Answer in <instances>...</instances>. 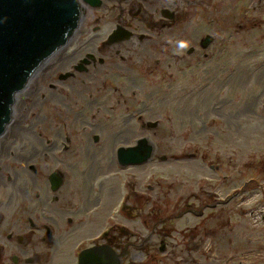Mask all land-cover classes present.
Segmentation results:
<instances>
[{
    "label": "rangeland",
    "instance_id": "obj_1",
    "mask_svg": "<svg viewBox=\"0 0 264 264\" xmlns=\"http://www.w3.org/2000/svg\"><path fill=\"white\" fill-rule=\"evenodd\" d=\"M162 1L166 0H155L151 7ZM177 1L184 10L175 26L161 31L137 26L146 37L138 44L126 43L127 62L117 67L106 64L85 79L91 82L90 91L102 88L94 102L81 96L79 106H74L75 101L67 100L72 96L69 90L58 99L77 111L92 106L100 109V118L111 116L96 128L107 143L95 154L94 149L83 153L82 163L112 170L114 204L127 180L129 190H139L150 200L145 228L139 221L130 225L149 232L154 219L171 218L167 224L172 235L165 241L172 245L163 253L156 246L145 264H264V0ZM86 14L88 26L75 33L65 54L79 40L101 39L109 30L101 21L92 31L93 14L90 10ZM158 17L153 13L154 19ZM206 34L213 40L202 48L199 42ZM181 41L188 44L186 49L178 48ZM190 46L195 51L189 56ZM156 60L161 61L158 66ZM51 66L30 80L28 90L19 96L17 113L23 102H29L23 99L33 88H39L37 98L48 93L56 71ZM63 83L81 88L73 78ZM34 109L33 114L38 107ZM138 114L145 122L159 124L142 130L135 120ZM139 135H150L157 145L153 159L118 169L107 154L108 141L132 142ZM163 155L166 159H160ZM186 203L202 209V214L187 212L180 217ZM150 209H155L152 215Z\"/></svg>",
    "mask_w": 264,
    "mask_h": 264
},
{
    "label": "flooded vegetation",
    "instance_id": "obj_2",
    "mask_svg": "<svg viewBox=\"0 0 264 264\" xmlns=\"http://www.w3.org/2000/svg\"><path fill=\"white\" fill-rule=\"evenodd\" d=\"M79 1L81 13L75 33L88 26L87 10L93 14L89 25L92 31L99 29L101 21L110 26L109 30L101 39L79 40L65 54L74 33L55 50L31 77L42 68L55 67L48 93L37 98L35 92L39 88H33L23 99L29 102H23L17 113L19 96L28 90L30 79L17 94L12 118L0 134V264H145L156 246L163 253L172 245L165 241V237L172 235L167 224L171 218L167 215L154 219L149 232H142L136 226L135 230L130 225L139 221L142 228L146 226L145 206L150 200H146L143 192L129 190L127 180L118 203L114 204L112 170L96 168L97 172L83 165V153L88 155L89 149H94L95 154L98 146L107 143L96 128L103 118L110 120L111 116L103 114L100 118V109L94 110L92 106L77 108L79 113L74 106H79L81 96L84 101L94 102L102 90L100 87L97 91L94 86L93 93L91 82L85 79L96 76L97 70L106 64L115 63L117 67L127 62L126 43L138 44L146 37L137 31V26H154L158 31L169 29L178 23L184 8L178 7L177 0L162 1L157 7H151L156 5L155 0ZM101 12L111 17L106 18ZM157 12L159 17L154 19L153 13ZM194 51V46L187 49L189 56ZM160 62L156 60L157 66ZM69 78L75 79L81 88L60 85ZM67 90L73 96L67 100L75 101L74 106L59 102L58 98ZM41 98L43 102L38 105L36 101ZM17 114L20 118H16ZM135 120L142 130L152 127L154 122L155 126L159 124L145 122L141 114ZM143 136L146 135L126 143L108 141L107 154L111 153L118 169L127 167L117 161L118 147L132 145ZM211 167L219 168V165ZM153 211L150 209L149 214ZM187 212L202 214L203 211L186 203L178 215ZM157 235L160 239L155 241L153 237Z\"/></svg>",
    "mask_w": 264,
    "mask_h": 264
},
{
    "label": "water",
    "instance_id": "obj_3",
    "mask_svg": "<svg viewBox=\"0 0 264 264\" xmlns=\"http://www.w3.org/2000/svg\"><path fill=\"white\" fill-rule=\"evenodd\" d=\"M80 13L79 0H0V134L12 118L17 94L75 33ZM212 40L206 35L202 47ZM155 149L146 135L132 145L119 146L117 161L123 167L142 164L153 159Z\"/></svg>",
    "mask_w": 264,
    "mask_h": 264
},
{
    "label": "clouds",
    "instance_id": "obj_4",
    "mask_svg": "<svg viewBox=\"0 0 264 264\" xmlns=\"http://www.w3.org/2000/svg\"><path fill=\"white\" fill-rule=\"evenodd\" d=\"M188 47V44L184 41H181L178 45L179 49H186Z\"/></svg>",
    "mask_w": 264,
    "mask_h": 264
}]
</instances>
